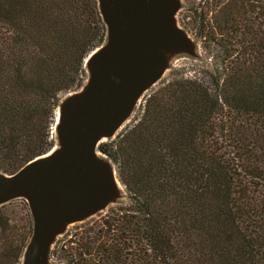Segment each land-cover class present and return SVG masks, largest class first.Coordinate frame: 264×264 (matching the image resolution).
I'll return each instance as SVG.
<instances>
[{
    "label": "trees",
    "instance_id": "trees-1",
    "mask_svg": "<svg viewBox=\"0 0 264 264\" xmlns=\"http://www.w3.org/2000/svg\"><path fill=\"white\" fill-rule=\"evenodd\" d=\"M199 4L187 24L207 62L149 94L131 126L98 144L124 201L62 235L56 262L264 264V0ZM105 38L95 0H0L1 173L56 147L59 104L84 85ZM9 204L0 264H21L31 232L10 224Z\"/></svg>",
    "mask_w": 264,
    "mask_h": 264
},
{
    "label": "water",
    "instance_id": "water-1",
    "mask_svg": "<svg viewBox=\"0 0 264 264\" xmlns=\"http://www.w3.org/2000/svg\"><path fill=\"white\" fill-rule=\"evenodd\" d=\"M95 1L105 42L85 61L84 85L59 104L56 147L12 175L0 172V207L22 199L32 219L21 264H61L50 255L56 240L117 202L123 187L98 144L117 135L172 57H196L177 24L180 0Z\"/></svg>",
    "mask_w": 264,
    "mask_h": 264
},
{
    "label": "rangeland",
    "instance_id": "rangeland-1",
    "mask_svg": "<svg viewBox=\"0 0 264 264\" xmlns=\"http://www.w3.org/2000/svg\"><path fill=\"white\" fill-rule=\"evenodd\" d=\"M181 1V9L179 10L178 14L176 15L177 24L180 28L184 29L190 38H192L197 45L196 48V57H190L187 55H176L170 59V64L168 69L166 70L164 76L157 82L151 89H149L139 100L136 107L134 108V111L132 112L131 116L127 120V122L120 128V130L117 132L120 133L123 130H125L127 127L131 126L140 116L142 113L141 105H143L145 98L151 94L153 91L157 90L158 88L162 87L163 84H165L167 81L172 80L173 78H178L180 76L183 77H194L198 76L199 74L196 73V71H201L203 69V63L207 62V54L206 51H204L202 44L197 41V39L194 37L193 32L194 30L191 29L190 25L187 24L189 21L188 16L192 15V12L195 11L196 7H198L201 3V5L205 2V0H180ZM67 96V95H66ZM55 136V134H54ZM108 140H103L101 143H107ZM121 196L115 202L114 204L109 205L105 210H103L100 213H97L96 215L86 219L85 221L81 223H76L73 225H70L66 232L69 231L70 235L71 232L80 228L83 229L87 226H95L98 225L99 222L102 220L103 217H105L109 210L114 211L113 209L116 208V205H118L120 202L124 201L125 198V190L124 188L121 189ZM6 213L10 220V224H13L18 227V229H25L30 227V232L32 233V220L31 216L28 210V206L25 201L23 200H14L10 202L9 205L6 206ZM69 239V236H67ZM58 239H61L59 237ZM57 239V240H58ZM56 240V241H57ZM54 246V245H53ZM53 248V247H52ZM52 251V250H51ZM51 255V253H50ZM52 258V256H51ZM53 261H55L52 258ZM63 264V263H61Z\"/></svg>",
    "mask_w": 264,
    "mask_h": 264
},
{
    "label": "bare ground",
    "instance_id": "bare-ground-1",
    "mask_svg": "<svg viewBox=\"0 0 264 264\" xmlns=\"http://www.w3.org/2000/svg\"><path fill=\"white\" fill-rule=\"evenodd\" d=\"M51 151H53V149H52ZM51 151H50V152H51ZM11 202H12V201H11Z\"/></svg>",
    "mask_w": 264,
    "mask_h": 264
}]
</instances>
